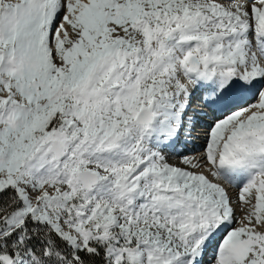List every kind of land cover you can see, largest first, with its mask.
I'll return each instance as SVG.
<instances>
[{
    "label": "snow or ice",
    "instance_id": "obj_1",
    "mask_svg": "<svg viewBox=\"0 0 264 264\" xmlns=\"http://www.w3.org/2000/svg\"><path fill=\"white\" fill-rule=\"evenodd\" d=\"M0 264H264V0H0Z\"/></svg>",
    "mask_w": 264,
    "mask_h": 264
},
{
    "label": "bare ground",
    "instance_id": "obj_2",
    "mask_svg": "<svg viewBox=\"0 0 264 264\" xmlns=\"http://www.w3.org/2000/svg\"><path fill=\"white\" fill-rule=\"evenodd\" d=\"M248 102L251 103L252 101L249 100ZM192 109H196L195 127L193 128L191 135L185 137L183 142L179 144L176 143L172 149L165 150L170 162H176L181 155H198L203 151L207 125L213 122L214 114L210 109L204 107L195 96L189 107L190 113L192 112Z\"/></svg>",
    "mask_w": 264,
    "mask_h": 264
}]
</instances>
